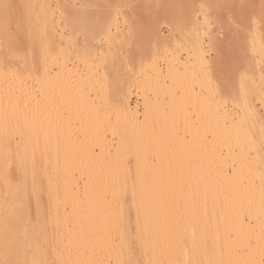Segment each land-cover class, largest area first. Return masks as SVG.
I'll return each instance as SVG.
<instances>
[{
	"label": "bare ground",
	"instance_id": "bare-ground-1",
	"mask_svg": "<svg viewBox=\"0 0 264 264\" xmlns=\"http://www.w3.org/2000/svg\"><path fill=\"white\" fill-rule=\"evenodd\" d=\"M4 1L0 0V18L6 24L8 8ZM48 1L42 27L48 32V46L61 57L52 56L54 52L50 55L46 45L49 52L41 59L36 78L38 101L30 84L36 77L31 62L20 71L14 66L16 58L10 65V58L6 60L7 56L0 53V264H261L252 250L245 249L248 251L242 254V238L248 231L244 216L261 218L264 209V191L240 178V174L258 166L256 158L248 162L244 145L220 142L210 147H220L224 152L220 160L223 165L235 162L237 167V177L227 181L222 193L209 185L207 171L192 174L175 168V158L167 155L163 141L153 145L155 153L161 155L156 162L133 153L128 165L122 156L127 149L124 144L120 143L122 147L110 155V146L102 138L79 143L70 127L49 125L44 60L53 57L57 63L65 64L66 50L80 51V41L85 37L79 35V39L80 27L77 31L73 24L80 19L90 22L93 15L86 13L93 4L90 0H69L73 9L68 10L72 8H67L68 0ZM112 1V8L107 5L111 11L118 7ZM56 5L66 9L57 14L52 7ZM104 5L100 6L105 9L102 12L91 11L97 14V24L103 20L109 24L106 20L115 19L113 12L117 16V11L111 12ZM57 28L69 31L64 35L60 30L57 35ZM122 30L115 33L123 35ZM86 31L82 29L85 34ZM111 37L105 33L104 43ZM14 38L13 33H3V45L8 49ZM91 50L84 57L75 53L74 61L96 59L110 63L129 58L125 54L98 56L102 53L97 48ZM137 58L133 61L142 62ZM56 90L60 101L61 86ZM88 128L90 137L96 134L95 129ZM74 147L78 148V156L67 155ZM234 147L238 154L233 152ZM217 155L221 154L213 156ZM215 160L219 159H208V171H214Z\"/></svg>",
	"mask_w": 264,
	"mask_h": 264
},
{
	"label": "rangeland",
	"instance_id": "rangeland-1",
	"mask_svg": "<svg viewBox=\"0 0 264 264\" xmlns=\"http://www.w3.org/2000/svg\"><path fill=\"white\" fill-rule=\"evenodd\" d=\"M72 1L69 4L68 0L67 8L72 7L68 10L73 9ZM90 1L93 7H86V15L91 13L92 20L80 19L73 24L77 31L80 27L79 39L85 37L79 42L82 51L66 50L65 64L53 59L60 54L48 46V32L42 27L49 1H4L8 21L5 24L0 18V47L3 33H13L15 38L8 49L3 45L0 53L7 56L6 60L10 58V65L15 62L20 71L31 62L36 77L30 84L37 101L40 61L49 48L50 55L54 52L52 59L44 60L48 72L49 125L70 127L79 143L102 138L110 146V155L122 147L120 143L124 144L127 149L122 156L128 165L133 153L156 162L161 155L155 153L153 145L163 141L167 155L175 158V168L192 174L207 171L209 185L222 193L227 181L237 177V167L235 162L223 165L220 160L224 152L220 147H210L220 142L244 145V156L248 162L258 159V166L252 172H243L240 178L264 191V0H114L118 7L112 11H117V16L113 12L115 19H107L106 25L105 20L97 24V14L91 11H104L103 4L112 8L113 1L111 5L109 0H102L103 4L100 0ZM60 6H52L57 14L66 9ZM81 27L83 32L87 30L86 34ZM119 28H123V35H118ZM64 29L60 30L65 35L69 29ZM60 30L57 28L56 34ZM105 33L112 36L106 44ZM92 47L102 53L98 56L125 54L131 62L128 57L129 62L111 64L96 59L74 61L77 55H90ZM138 56L142 62L133 61ZM22 59L25 64H21ZM58 85L62 90L60 101ZM88 127L95 129L96 134L90 137ZM233 152L238 154L239 150L234 147ZM95 153H99L98 149ZM218 153L221 155L213 156ZM67 155L77 157L78 148H72ZM211 157L219 159L213 161L214 171L206 167ZM261 212L258 219L244 216L248 231L242 238V254L250 249L264 264V209ZM229 238L233 235L229 234Z\"/></svg>",
	"mask_w": 264,
	"mask_h": 264
}]
</instances>
